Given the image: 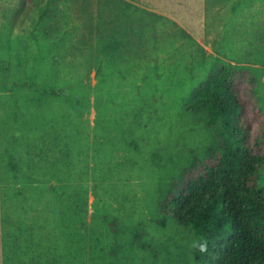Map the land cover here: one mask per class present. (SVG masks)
<instances>
[{"label": "rangeland", "instance_id": "1", "mask_svg": "<svg viewBox=\"0 0 264 264\" xmlns=\"http://www.w3.org/2000/svg\"><path fill=\"white\" fill-rule=\"evenodd\" d=\"M222 65L264 112V0H0V264H194L160 204L215 142L184 104Z\"/></svg>", "mask_w": 264, "mask_h": 264}, {"label": "trees", "instance_id": "2", "mask_svg": "<svg viewBox=\"0 0 264 264\" xmlns=\"http://www.w3.org/2000/svg\"><path fill=\"white\" fill-rule=\"evenodd\" d=\"M247 78V70L222 65L184 104L204 127L214 130L215 142L204 158L195 157L173 180L160 207L195 231L199 244L194 264H264V188L259 182L264 112L254 89L242 90ZM253 83L249 80V85ZM9 156L15 159L12 153ZM135 243L149 247L143 228L136 232ZM201 244H206L205 251Z\"/></svg>", "mask_w": 264, "mask_h": 264}, {"label": "clouds", "instance_id": "3", "mask_svg": "<svg viewBox=\"0 0 264 264\" xmlns=\"http://www.w3.org/2000/svg\"><path fill=\"white\" fill-rule=\"evenodd\" d=\"M199 247H200L201 251H205L206 250V244H201Z\"/></svg>", "mask_w": 264, "mask_h": 264}]
</instances>
